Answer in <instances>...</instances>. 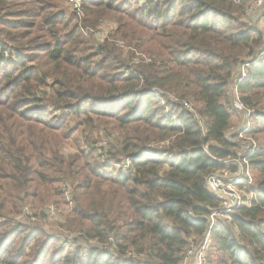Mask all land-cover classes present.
I'll return each mask as SVG.
<instances>
[{
	"label": "trees",
	"instance_id": "16d2710c",
	"mask_svg": "<svg viewBox=\"0 0 264 264\" xmlns=\"http://www.w3.org/2000/svg\"><path fill=\"white\" fill-rule=\"evenodd\" d=\"M250 2L83 0L80 20L64 0H0V264H185L220 204L211 155L238 150L231 94L248 59L237 87L256 198L217 220L206 264L210 247L264 264V30ZM103 23L104 38L83 30ZM67 193L54 234L37 210Z\"/></svg>",
	"mask_w": 264,
	"mask_h": 264
},
{
	"label": "built area",
	"instance_id": "2783aa9c",
	"mask_svg": "<svg viewBox=\"0 0 264 264\" xmlns=\"http://www.w3.org/2000/svg\"><path fill=\"white\" fill-rule=\"evenodd\" d=\"M239 2L240 0H233ZM69 4L82 20L85 16L83 10V0H69ZM247 11L251 16L257 17L258 20L264 23V0H251ZM86 33L93 32L98 38L106 37L107 33L103 30L87 28ZM121 43V42H120ZM250 65V60L244 61L238 70L232 85V92L234 96V103L236 108L244 114L241 126L228 137L238 145V150L235 156H227L224 158L211 155L215 160L220 162L225 168L217 169L211 172L206 177V185L208 190L215 195L219 200V207L212 209L207 219L209 226L199 242L192 240L184 258L185 264H206L207 251L212 240V228L218 219L222 218L227 222L231 221V213L242 205H251L256 198V192L250 186L255 184V177L249 157L255 152L258 146L257 139L252 136L249 131L252 127L253 115L252 110L246 108L240 100L237 83L244 79L247 75V68ZM159 94V91H155ZM176 99V98H174ZM184 106L192 111L193 104L184 101ZM202 129L205 133L206 126L202 123ZM208 152V148L205 149ZM209 153V152H208ZM159 156V154H153ZM130 160L124 161L122 167L126 170L129 168ZM53 212V208H48Z\"/></svg>",
	"mask_w": 264,
	"mask_h": 264
},
{
	"label": "rangeland",
	"instance_id": "374dc122",
	"mask_svg": "<svg viewBox=\"0 0 264 264\" xmlns=\"http://www.w3.org/2000/svg\"><path fill=\"white\" fill-rule=\"evenodd\" d=\"M143 2H144V0H118V4L122 5L123 3H126V4H132V6L140 5ZM64 8L66 9V11L68 13H71V11H74L73 7L69 4V0H64ZM257 23H259L258 26L262 30H264V23L259 21V20ZM99 27H101V30H104L107 33V31H109L111 29L112 25L109 23H103V24H100ZM231 96H232V100H233V94H231ZM232 112H233V119L231 121V126H241L242 120L244 118V114L239 110L238 111L232 110ZM81 130H82V128L78 129L77 133H79ZM232 132L233 131L230 130L229 133H232ZM84 138H85V141L88 140L86 137V132L84 133ZM81 145L84 146V143L82 142ZM65 150L67 152L73 151L71 145L67 146L65 148ZM259 174L260 173L258 171L254 170V177H256V178L259 177L260 176ZM66 196H67L68 203L63 204V202H64L63 198H60V196H58V197H55L54 199H52L51 202H49L47 204L40 205L41 207H45V206L49 205V208H53V212L50 209V211L48 212V216H46V217H42L43 214H42L41 207L37 210V215H38L39 221H36V222L40 223V224L42 223L47 230L51 231L54 234L61 230V228H60L61 224L60 223H62V221L63 222L65 221L67 213L69 212V210H71V208L74 204L73 201L70 200V196L68 193ZM25 214H31L32 215V213L30 211H25ZM61 214H63V216ZM209 256H210V263L211 264H223V263H220L218 260L221 258V254L219 252H217L216 249H214L213 247H210ZM227 264H229V262H227Z\"/></svg>",
	"mask_w": 264,
	"mask_h": 264
},
{
	"label": "crops",
	"instance_id": "0c3cea01",
	"mask_svg": "<svg viewBox=\"0 0 264 264\" xmlns=\"http://www.w3.org/2000/svg\"><path fill=\"white\" fill-rule=\"evenodd\" d=\"M233 128V129H232ZM239 128V126H230L229 127V130H231V131H235V130H237Z\"/></svg>",
	"mask_w": 264,
	"mask_h": 264
}]
</instances>
